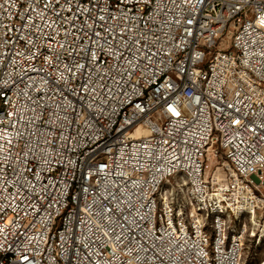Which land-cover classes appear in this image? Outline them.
<instances>
[{
    "label": "built area",
    "instance_id": "built-area-1",
    "mask_svg": "<svg viewBox=\"0 0 264 264\" xmlns=\"http://www.w3.org/2000/svg\"><path fill=\"white\" fill-rule=\"evenodd\" d=\"M210 151L264 201V0H0V264H241Z\"/></svg>",
    "mask_w": 264,
    "mask_h": 264
},
{
    "label": "rangeland",
    "instance_id": "rangeland-1",
    "mask_svg": "<svg viewBox=\"0 0 264 264\" xmlns=\"http://www.w3.org/2000/svg\"><path fill=\"white\" fill-rule=\"evenodd\" d=\"M207 170L210 171V177L216 172L219 173L220 183L215 188H223L227 192L229 204L232 211H236L238 207L243 206L241 196L247 201L246 209L239 214L235 212L233 221L229 224L230 227H235L237 232L243 235L244 238V254L241 264H264V201L256 193L254 195L249 186L245 183L239 182V190L237 195L236 191L230 187V181L224 180L228 176L232 182L234 179V172L225 158L214 151H210L207 158ZM230 182V183H229ZM246 186L247 189H244ZM244 189V190H243ZM244 191L243 194L241 191ZM257 197V198H256ZM257 207L253 210V207ZM230 211V210H229ZM252 212H254L252 214Z\"/></svg>",
    "mask_w": 264,
    "mask_h": 264
}]
</instances>
